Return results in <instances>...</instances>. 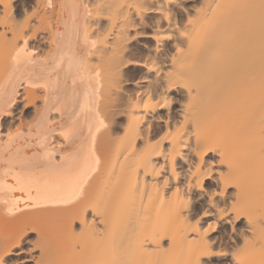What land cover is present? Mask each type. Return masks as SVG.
<instances>
[{
	"label": "bare ground",
	"instance_id": "obj_1",
	"mask_svg": "<svg viewBox=\"0 0 264 264\" xmlns=\"http://www.w3.org/2000/svg\"><path fill=\"white\" fill-rule=\"evenodd\" d=\"M0 264H264V0H0Z\"/></svg>",
	"mask_w": 264,
	"mask_h": 264
},
{
	"label": "rangeland",
	"instance_id": "obj_2",
	"mask_svg": "<svg viewBox=\"0 0 264 264\" xmlns=\"http://www.w3.org/2000/svg\"><path fill=\"white\" fill-rule=\"evenodd\" d=\"M132 71H134V70H132ZM30 111H32L33 112V108L30 106V107H28V108H26L23 112H22V118H23V120H24V122H29L30 120H31V117H32V115L31 114H34V112L32 113V112H30ZM30 113V114H29ZM29 115V116H28ZM25 116V117H24ZM28 118H30L29 120H28Z\"/></svg>",
	"mask_w": 264,
	"mask_h": 264
}]
</instances>
